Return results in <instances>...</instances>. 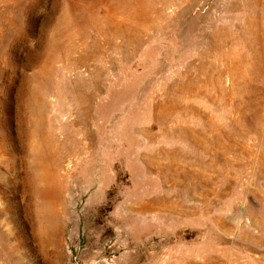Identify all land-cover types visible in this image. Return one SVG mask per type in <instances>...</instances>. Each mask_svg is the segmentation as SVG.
Wrapping results in <instances>:
<instances>
[{"label": "rangeland", "instance_id": "374dc122", "mask_svg": "<svg viewBox=\"0 0 264 264\" xmlns=\"http://www.w3.org/2000/svg\"><path fill=\"white\" fill-rule=\"evenodd\" d=\"M0 264H264V0H0Z\"/></svg>", "mask_w": 264, "mask_h": 264}, {"label": "bare ground", "instance_id": "6f19581e", "mask_svg": "<svg viewBox=\"0 0 264 264\" xmlns=\"http://www.w3.org/2000/svg\"><path fill=\"white\" fill-rule=\"evenodd\" d=\"M120 237V236H119Z\"/></svg>", "mask_w": 264, "mask_h": 264}]
</instances>
